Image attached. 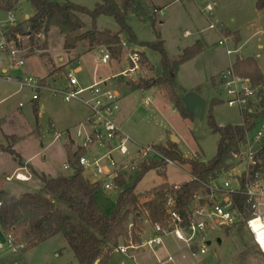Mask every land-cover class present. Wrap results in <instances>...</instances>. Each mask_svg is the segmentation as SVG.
I'll return each instance as SVG.
<instances>
[{
    "label": "rangeland",
    "instance_id": "obj_1",
    "mask_svg": "<svg viewBox=\"0 0 264 264\" xmlns=\"http://www.w3.org/2000/svg\"><path fill=\"white\" fill-rule=\"evenodd\" d=\"M69 1L94 9L102 0ZM143 2L142 13L146 16L132 13L129 18L137 42L131 43L128 34H122L121 55L109 64L97 62L100 47L108 46L96 45L92 49L89 41L84 40L78 43L76 49L66 51L65 36L55 26L51 27L47 34L38 35L34 40V46L31 45L28 36H19L17 46L25 62L21 67L15 65L13 57L8 52L0 49V184L5 190L15 195L40 191L43 184L32 172V168L49 177L70 175L73 170L64 168L68 162L65 144L67 139L71 138L74 140L73 148H77L82 142L77 133L88 126L86 121L89 110L82 102L65 101L62 94H54L47 88L35 91L29 87H21L18 81L25 76L40 80L53 70L54 81H50L49 84L62 86L65 84L66 71L80 67L76 74L82 86L109 78L105 81L107 87L120 96L117 122L132 139L128 144L129 154L125 157L128 160L136 157V152L142 146L161 145L159 143H165L173 134L179 138L178 147L184 158L208 162L216 155L219 140V135L210 127L211 116L221 126L243 123L241 111L237 107H230L226 102L227 96L220 86L219 73L231 67L239 57L255 58L264 73V8H258L257 0H143ZM207 4L213 6L214 18L218 21L214 29L209 27V18L203 13V7ZM155 8L160 11L156 12ZM34 13L35 9L30 2L21 0L15 10V22H8L6 13H0V19L5 25L10 26ZM80 17L85 23V28L80 33L91 31L95 27L100 31L110 30L114 33L120 29L112 16L98 17L96 25L90 16ZM186 31H190L191 35L185 36ZM229 32L237 33L239 42L236 43ZM158 34L164 40L165 49L172 60L179 58L185 48L194 45L198 40L204 43V51L180 65L176 74L179 85L185 87L194 81L199 84L204 98L208 101L204 120L183 116L166 98L161 86L134 89L130 85L140 80L151 81L160 78L162 74L160 54L140 45V42H156ZM220 41L224 44H220ZM227 48L234 50V53L228 54ZM135 50L141 54V63L138 77L131 79L120 73L125 69L123 66L125 56L129 51ZM3 68L7 70L5 73L2 72ZM213 76L217 77L214 86ZM33 94L39 95V98L33 100ZM214 99L220 102L212 104ZM146 101L149 103L146 104ZM263 127L264 118L258 119L250 136L253 137L255 132ZM55 131L62 136L55 139ZM12 146L20 158L29 164L23 170L30 173L31 179L28 182L5 180L6 174H11L19 166L12 154L4 150ZM164 169L165 176L152 169L137 182L135 193L140 204L153 198L163 182L174 186L192 178L188 164L173 161L167 163L161 170ZM140 173L141 170L134 167L129 169L123 178L128 185H132ZM86 176H89L91 181L95 178L88 174ZM223 179L221 177V182ZM120 188L103 189L97 196L98 205L103 213L111 214L116 209L120 192L124 189ZM143 212L144 215L136 226L148 234L150 225L145 222L148 214L147 211ZM217 237L221 238V244L217 242ZM211 239L212 244L209 247L211 256L215 254L217 258L224 259L238 255L243 258L242 254L246 250L254 253L250 257L252 260L264 263V255L258 254L261 252L253 245L252 235L244 228L235 227L229 232H219ZM22 250L5 252L0 257V264H79L73 249L61 234L25 252ZM113 258L111 264L115 263Z\"/></svg>",
    "mask_w": 264,
    "mask_h": 264
},
{
    "label": "trees",
    "instance_id": "obj_2",
    "mask_svg": "<svg viewBox=\"0 0 264 264\" xmlns=\"http://www.w3.org/2000/svg\"><path fill=\"white\" fill-rule=\"evenodd\" d=\"M21 0H0L4 9H16ZM35 9L32 16L24 19L19 24L4 31L8 40H16L17 35L28 36L34 46L35 38L40 34H47L51 27H57L65 36L64 48L72 51L78 43L88 40L92 49L94 46H108L113 59L119 58L122 52L121 35L127 33L131 43L137 38L129 24L132 13L146 16L143 0H102L94 9H89L71 2L57 0H28ZM258 8H264V0H257ZM159 10V9H154ZM80 15H88L96 25V20L102 15L112 16L120 26L119 31H100L96 27L88 32L80 33L85 28V23ZM161 56L162 74L155 80H140L130 85L134 89H148L152 86H161L166 98L174 104L183 116L194 117L185 108L181 101L177 81V71L180 65L191 60L205 49V45L198 40L194 45L183 50L177 59H170L164 46V40L158 34L154 43L140 42ZM234 71L243 77H248L259 88V101L255 111L242 113L243 123L238 125H219L211 116L210 127L219 135L216 155L208 162L196 158H184L179 151L178 144L169 141L166 146L158 145L165 155L173 161L190 166L194 178L183 183L181 188L175 189L167 182L155 192L153 198L145 200L142 204L135 193L137 182L148 171L155 169L161 176L166 175L163 169L167 165L164 161L156 159L142 162L139 165L140 175L135 183L128 185L123 177L117 182L124 189L121 190L117 207L111 214L102 212L98 205L97 196L102 188L98 182H93L84 174L83 168L78 164L80 156L86 154V148H73V143H66L67 159L72 165L70 175L49 177L32 172L41 180L43 186L38 192H25L15 195L0 188V226L5 233H12L17 241L25 243L22 251H27L47 239L63 235L69 246L73 249L79 264H111L114 249L122 239L128 237V224L134 223V237L138 236L136 226L147 211L148 219L153 222H164V202L167 194H176L180 200L181 209L184 211L191 198L197 194H206V184L213 181L220 174L229 171L238 154L246 143L247 135L257 125V120L264 118V73L261 71L255 58H237L232 65ZM55 71L50 73L52 76ZM45 83L46 79H42ZM199 90V89H198ZM220 100L214 99L212 104ZM37 112V105H35ZM18 138L17 136H13ZM12 154L19 164L24 166L19 154L11 148L4 149ZM259 156L264 161V148ZM262 253V252H261Z\"/></svg>",
    "mask_w": 264,
    "mask_h": 264
},
{
    "label": "built area",
    "instance_id": "obj_3",
    "mask_svg": "<svg viewBox=\"0 0 264 264\" xmlns=\"http://www.w3.org/2000/svg\"><path fill=\"white\" fill-rule=\"evenodd\" d=\"M15 10L4 9L0 3V13H6L7 21L10 23L16 21ZM155 11L159 12V10ZM213 11L211 4L203 7V13L209 18L211 29L216 28L218 23ZM24 19L26 17L10 26L5 25L0 19L2 35L0 49L8 52L18 67L25 64L24 56H20L21 51L17 46L20 35H17V41L8 40L4 31ZM189 34V31L185 33V35ZM219 43L224 44L223 41ZM124 45L126 46V43ZM227 53L233 54L234 50L227 48ZM112 60L110 50L100 47L97 62L109 64ZM140 61L139 51H129L123 61L125 69L120 74L131 79L138 77ZM76 73V69H68L64 76L65 84L62 86H51L48 82L44 83L42 79L32 76L21 78L18 84L35 91L47 88L54 94H62L65 101L78 100L87 107L88 126L77 133V136L82 138L77 148L83 147L87 150L86 154L78 159L84 174L94 176L92 181L98 182L102 190H113L121 187L117 182L120 177H126L129 169L134 167L139 169L142 162L153 159L166 163L173 162L158 147V144L142 146L136 152V157L125 159L129 154L128 144L132 139L117 122V114L120 110L119 94L107 87L105 81L109 78L82 86ZM219 80L230 107H237L241 113L253 112L259 101V88L250 78L238 75L231 66L220 74ZM38 98L39 95L33 94V100ZM146 103L148 104V101ZM251 132L248 133L242 150L235 155V166L206 184L207 193L195 194L184 211L181 209L177 195L167 194L164 202L163 223H153L147 218L145 222L149 223L150 232L145 234L142 230L135 231L138 236L136 240L133 232L134 223L130 222L128 237L113 251V254L122 256L114 264H130V260L134 258L137 251L154 249L163 245L166 236H172L177 241L183 242L193 255L205 254L212 244V236L235 227L249 231L254 245L264 253V161L259 156L264 148V127L257 130L253 137L250 136ZM54 136L58 139L62 134L55 131ZM66 143H74V140L69 138ZM64 168L73 170L69 162ZM221 177L224 178L223 182ZM6 179L29 181L31 177L16 172ZM182 184H175L173 187L179 189ZM1 205L2 202H0ZM0 230L5 237V242H2L0 238V257L5 252H17L25 247V243L17 241L12 233H5L1 226ZM169 259H172V256H169Z\"/></svg>",
    "mask_w": 264,
    "mask_h": 264
},
{
    "label": "crops",
    "instance_id": "obj_4",
    "mask_svg": "<svg viewBox=\"0 0 264 264\" xmlns=\"http://www.w3.org/2000/svg\"><path fill=\"white\" fill-rule=\"evenodd\" d=\"M27 16H29V15H27ZM190 35H191V32L189 35H185V36H190ZM229 35L233 37V39L236 41V43L239 42L240 38H239V35L237 33L232 34L231 32H229ZM240 59H246V58H240ZM76 70L79 71L80 67H77ZM6 71L7 70L5 68L2 69V72L5 73ZM52 71L53 70H50L49 73L47 74V76L43 77V79H46V81L48 83L50 81H54V74L55 73L52 76H50V73ZM221 72H223V70L220 71L219 74H221ZM216 78H217L216 76L212 77V80H213L212 84L214 83V80ZM213 86H214V84H213ZM185 88H187L188 90H198L199 89L198 91L202 94L200 86L196 81L191 82L190 85H186ZM202 96H203V94H202ZM173 136L174 135L172 134L171 139H168L165 143H159V144L166 146L168 144L169 140L172 141ZM175 137L177 138V142H175V143L178 144L179 138L177 136H175ZM24 164H25L24 166L19 164V166L17 168H15L11 174H6L5 180L8 181L6 178L8 176H11L12 174H14L16 172H21L23 175L30 176L29 175L30 173L23 171L25 166H27L29 164L27 162H24ZM61 175H65V174H61ZM17 181H20V180H17ZM20 182H28V181H20ZM0 187H1V189L5 190V188L2 186V184H0ZM227 232H229V230ZM218 238H220V237H218ZM221 243H222V240H221ZM252 254H254L252 251H246L245 250L242 254L243 258H241V256L237 255V256H229V257H226L224 259H221V258H217L215 256V254H212V256L209 255V249H208L207 253H205V254L193 255V253L188 248L185 247L183 242L177 241L172 236H166L164 238V244L163 245L158 246L154 249H143V250L137 251L135 253L134 258L130 260V264H264L263 262L259 263L256 260H252L250 258L252 256ZM258 254L264 255V253H258ZM169 256H172V259H169ZM121 258H122L121 255H115V257L113 258V261L117 262Z\"/></svg>",
    "mask_w": 264,
    "mask_h": 264
},
{
    "label": "water",
    "instance_id": "obj_5",
    "mask_svg": "<svg viewBox=\"0 0 264 264\" xmlns=\"http://www.w3.org/2000/svg\"><path fill=\"white\" fill-rule=\"evenodd\" d=\"M28 17L29 16H27V18ZM178 91L181 101L184 103L186 110L195 118L204 120L208 107V101L206 100V98H204L198 90H188L182 85L178 86ZM172 141L177 142V138L173 136ZM0 238L2 242H5V237L1 230ZM217 242L220 244L221 239L218 238Z\"/></svg>",
    "mask_w": 264,
    "mask_h": 264
}]
</instances>
